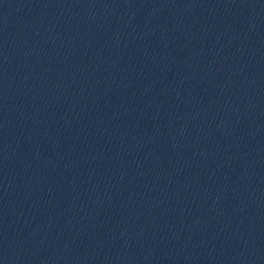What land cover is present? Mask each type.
Masks as SVG:
<instances>
[{
    "label": "water",
    "instance_id": "water-1",
    "mask_svg": "<svg viewBox=\"0 0 264 264\" xmlns=\"http://www.w3.org/2000/svg\"><path fill=\"white\" fill-rule=\"evenodd\" d=\"M0 105L163 264H264V0H0Z\"/></svg>",
    "mask_w": 264,
    "mask_h": 264
}]
</instances>
